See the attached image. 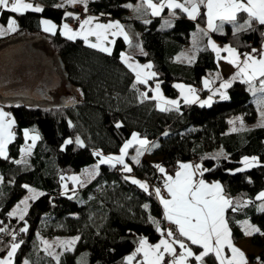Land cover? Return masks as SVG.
Wrapping results in <instances>:
<instances>
[{"label": "trees", "instance_id": "16d2710c", "mask_svg": "<svg viewBox=\"0 0 264 264\" xmlns=\"http://www.w3.org/2000/svg\"><path fill=\"white\" fill-rule=\"evenodd\" d=\"M27 1L43 11L28 10L21 14L0 8V26L6 27L10 19H15L17 33L45 34L46 40L41 36L21 40L31 39L49 55L55 53L66 75L58 90L62 100L56 92L54 101L43 103L0 97V107L11 112L15 124L7 158L0 157L3 178L0 228L6 229L0 232L4 236L0 240V258H5L11 244L20 238L13 264H25V261L28 264H128L124 258L136 248L140 235L157 233L153 220L160 227L166 221L163 205L154 191V186H164L165 174L155 166L161 165L167 174H174L179 164L191 161L200 163L202 171L209 169L201 177L207 182H220L233 206L240 205L236 211L226 210L234 243L247 236L243 231L245 219L260 229L250 240L258 250L251 260L264 264V212L258 210L264 201L256 200L264 191V127L252 125L258 112L249 86L235 81L227 89V100L217 98L210 106L181 102L178 111H161L157 100L151 99L155 80L168 98L177 99L180 95L175 87L177 82L202 88L205 78L214 79L220 74L219 59L208 46L210 34L206 30L205 8L193 20L179 9L164 8L160 16H153L145 0H89L87 6L103 20L117 19L125 27L136 26V48L128 49L126 41L119 37L109 54L90 47L82 38L69 40L61 34L64 22L75 23L88 17L81 18L75 6L61 0ZM72 11H76L75 16H65ZM44 18L58 25L55 34L43 30ZM246 19V14L241 13L237 24H243ZM214 33L225 35L228 44L241 54L255 48L258 50L255 54L259 55L264 45V26L255 22L250 30L239 32L236 25L226 22L221 31ZM140 47L144 53H138ZM123 52L141 62L151 61L156 76L147 84L137 82L136 74L122 59ZM192 57L194 60L189 62ZM65 83L79 87L81 96L70 91ZM254 86L259 89V81ZM141 93H147L149 98L144 99ZM206 93L200 91L201 95ZM237 115H243L249 125L229 131L230 117ZM24 130L40 137L26 155H22L27 143ZM132 133L157 145H150L144 152L149 157L143 154L137 164L133 159L137 147L134 145L125 157L132 168L130 173L124 172L122 165L118 170H115L117 166L100 165L92 181L83 186L71 183L65 194V180L62 182L61 176L67 179L94 166L100 159L94 155L97 151L119 155ZM77 138L83 146L75 142ZM66 140L73 142L66 144ZM247 156H256L259 164L236 171ZM131 178L146 182L148 191L133 184ZM24 185L43 191V195L32 200L25 219L19 221L9 213L26 194ZM245 201L251 202L245 204ZM25 226L28 231L20 232ZM58 235H78L79 239L57 261L45 251L41 240ZM187 243L195 254L202 251L200 246ZM140 258L138 255L137 259ZM189 261L199 263L194 257ZM203 264H218V261L210 254Z\"/></svg>", "mask_w": 264, "mask_h": 264}, {"label": "snow or ice", "instance_id": "6c2138e0", "mask_svg": "<svg viewBox=\"0 0 264 264\" xmlns=\"http://www.w3.org/2000/svg\"><path fill=\"white\" fill-rule=\"evenodd\" d=\"M69 3H83L85 5V11L87 10L88 0H68ZM148 8L151 9L153 16H160L164 8L168 9H179L183 13L187 14L190 19H196L201 14V7L206 9L204 15L206 16L207 27L212 31H221L224 24L231 23L236 25V31L250 30L252 23H258L264 26V0H183V3L177 2V0H159L158 3H153V0H145ZM63 7V5H58ZM0 8L9 9L14 13H23L31 10L34 12H42L43 9L40 6H33L31 3H25L24 0H0ZM243 13L246 14L247 19L243 24H237L238 16ZM73 13L66 12L65 16H72ZM175 15V12H172ZM78 19V17H77ZM97 18L88 16L86 19L80 21L79 28L73 30L69 24L64 23L60 29L61 34L67 37L69 40H75L77 37H81L86 44H89L92 48H98L100 51L111 54V48L106 46L105 42H109V36H123L127 41L129 40L128 34L124 31L123 25L119 21L109 22L107 24L93 23ZM43 24V30L45 32L55 34L57 25L52 21L44 19L41 21ZM148 23V21H145ZM17 30V23L15 19H10L7 27V32H15ZM5 30H0V35H4ZM207 35V33H205ZM89 37H95L96 42L92 43ZM115 41H110L114 43ZM208 46L216 53L218 59H225L231 65L236 66L237 71L230 80L223 81L219 88L215 89L206 100L201 101L196 95V89L191 86H185L183 84L175 85L176 88L180 89V96L183 98L185 104H192L199 102L201 106L211 105L213 102V96L219 94L221 100H227L229 97L226 93V89L230 88L234 80L239 79L242 83L249 86V91L254 95L257 92L264 93V48L259 50V56L254 55L258 50L253 48L250 53H239L236 48L230 45H225L223 48L219 47L214 41L209 39ZM226 52L227 56L221 57L220 53ZM241 55L244 59L241 60ZM122 59L125 64L136 74V80L139 83L147 84L148 80L156 76L155 72L145 71L151 69V63L140 65L130 63V58L122 54ZM194 57L189 59L192 62ZM216 79H220L217 74ZM259 81V89L254 86V82ZM214 80L205 78L203 85L206 89H210ZM135 87V85H133ZM155 95L151 97L153 100L160 102L158 105L161 111H172L179 110L180 103L178 100H167L160 92V84L157 83L154 89ZM144 99H148L147 93H141ZM8 116V113L0 110V157L7 158V145L14 138V133L11 131L12 124L14 121L5 122L4 117ZM261 116L264 117V112H261ZM240 119L241 125L243 121ZM234 123V122H231ZM260 127H264L262 122ZM116 127H120L117 124ZM238 129L233 127L232 131ZM164 135H167L165 133ZM24 136L30 138L32 144L23 151L30 152L36 141L40 138L38 134H29L28 130H24ZM72 140H66V144L72 143ZM78 145L83 146V142L79 138L75 141ZM136 147V156L133 157L135 162L139 164V157L148 150L150 142L146 138H141L138 133H132L129 140L125 141L123 146L120 148L119 155H108L104 156L101 152L97 151L94 153L95 156L100 157L98 163L94 166L90 175L94 176L98 174L100 165H110L116 167V165H122V170L126 173H130L132 168L125 163V157L128 155V150ZM157 145L151 144V147ZM222 154V153H221ZM17 163H26V161H16ZM244 165L243 168L237 169L236 171H244L247 168L254 167L258 160L256 157H244L242 160ZM159 172L165 174L164 188L167 190L170 198H165L161 195V189L155 188V195L159 198L160 203L163 205L164 217L175 225V230L168 229L166 233L161 230L159 222L153 220L156 224V230L161 232V239L156 244H149L146 238H140L136 249L124 259L128 264H165L166 254L171 257V260L167 264H188L190 257H194L195 261L203 264L204 258L210 254L214 255L218 264H248L245 257V253L236 247L232 242L231 230L228 226V221L225 217V212L228 208H232L236 211L240 205L233 206V201L228 199L224 194L222 185L219 182L212 184L206 183L203 179H195L197 172L203 175V171H209V169H203L201 171L200 165H192L189 163L179 164V170L173 175H168L166 170L161 165L155 166ZM61 181L65 180V177L61 176ZM73 182L83 186L82 181L78 176H72ZM129 179V177H125ZM2 182V177H0ZM133 184L138 185L145 192L148 191V184L135 178H131ZM26 189L31 193L29 197L20 201V204L16 206V209L9 213L10 216H19L20 220H24V217L28 210V200H35L43 193L37 192L35 189L30 188L28 185H24ZM65 194L67 193V184L63 185ZM73 194H75L73 190ZM71 198V197H70ZM256 200L264 201V191H261L257 196ZM251 201H245L244 203H250ZM23 205V207H21ZM145 208L148 206L145 205ZM258 210L264 212V203H262ZM151 219V218H150ZM26 223V222H25ZM5 228H0V232H5ZM27 226L20 229V232H27ZM243 231L245 235H252L260 232L258 227L248 224L247 221L243 222ZM178 233V235H177ZM190 241L192 245H199L202 251L199 254H195L191 247L185 243V239ZM79 237H75L68 241H63L65 250H71L76 240ZM15 240V236H13ZM23 243V241H21ZM45 251L51 248L46 241ZM175 245H178L182 250L177 253ZM20 244L12 243L10 250L7 252V256L0 259V264H13L12 258L16 254ZM225 247L230 250L231 255H225ZM49 255H53L52 252H48ZM138 255L141 256L137 259ZM55 259L58 261L59 256ZM259 259V257L257 258ZM25 264H28L25 261Z\"/></svg>", "mask_w": 264, "mask_h": 264}, {"label": "water", "instance_id": "95a60500", "mask_svg": "<svg viewBox=\"0 0 264 264\" xmlns=\"http://www.w3.org/2000/svg\"><path fill=\"white\" fill-rule=\"evenodd\" d=\"M64 84L55 58L31 39L0 47V97L36 103L54 101Z\"/></svg>", "mask_w": 264, "mask_h": 264}, {"label": "rangeland", "instance_id": "374dc122", "mask_svg": "<svg viewBox=\"0 0 264 264\" xmlns=\"http://www.w3.org/2000/svg\"><path fill=\"white\" fill-rule=\"evenodd\" d=\"M62 1V3H69L68 2V0H61ZM24 2L25 3H27L25 0H24ZM88 2H89V0H88ZM87 2V3H88ZM177 2H180V1H177ZM28 3H30V2H28ZM153 3H157V2H153ZM180 3H183V2H180ZM69 4H71V5H73V6H75V5H81L82 7H85V5L83 4V3H80V2H77V3H69ZM86 7H87V5H86ZM203 7V6H202ZM201 7V8H202ZM132 8L134 9V8H136V5H132ZM151 10V9H150ZM206 10V9H205ZM162 13V12H161ZM93 17H96L97 19L93 22L94 24L95 23H101V24H107V23H109V22H114V21H119V20H117V19H107V20H103L99 15H95V16H93ZM45 19V18H44ZM44 19H42V20H44ZM47 20H49V19H47ZM51 21V20H50ZM53 22V21H52ZM120 22V21H119ZM54 23V22H53ZM64 23H66V22H64ZM63 23V24H64ZM121 23V22H120ZM54 24H56V23H54ZM68 24V23H67ZM122 24V23H121ZM57 25V24H56ZM80 25V24H79ZM70 26V25H69ZM7 27H8V25L5 27V26H3V25H1L0 26V30H5V33L6 34H4V35H0V46H2V45H5V44H7V43H10V42H16V41H19V40H21V39H23L24 37H27L28 35H25V34H21V33H17L16 31L15 32H7L6 30H7ZM42 27H43V24H42ZM71 27V26H70ZM123 27H124V31L128 34V37H129V41H126L125 39H124V37L123 36H116V37H112V36H109V38H108V41L109 42H105L106 43V46H108V47H110L111 48V52H112V50H113V48H114V44H115V42L114 43H110V41H116V39L117 38H119V37H122L125 41H126V43H127V45L129 46V48L128 49H131L132 51H133V49H135L136 48V26L135 25H133V26H128V27H125L124 25H123ZM72 28V27H71ZM79 28V27H78ZM57 29H58V25H57ZM73 30H77V27L75 28V27H73L72 28ZM57 31V30H56ZM49 33V32H48ZM33 36H37V37H39V36H41L43 39H47V36L45 35V34H43V33H40V32H37V33H35V34H33V35H31V36H28V37H33ZM77 38H81V37H77ZM89 40L92 42V43H95L96 42V39H95V37H89ZM129 43H131V45L129 44ZM43 47H45V45L46 44H44V43H42L41 44ZM89 45V44H88ZM131 50H129V51H131ZM128 52V51H127ZM139 53V52H138ZM259 54V53H258ZM51 55H52V57H54L55 58V60L57 61V65H58V67H59V69H60V72L62 73V75H63V77L65 78V75H66V70H65V68H64V66H63V64H61V61H60V58L55 54V53H51ZM129 55V54H128ZM222 55V54H221ZM254 55H257V54H255L254 53ZM223 56V55H222ZM259 55H257V57H258ZM241 60H243V58H242V56H241ZM214 79L216 80V77H214ZM218 80V79H217ZM223 81H225V80H221V81H219L217 84H216V87L217 88H219V86H220V84L223 82ZM67 86V88L70 90V91H72L73 93H75L76 95H78V96H81V90H80V88L79 87H77L76 85H73V84H71V83H65ZM179 84H181V82L179 83ZM182 84H185V83H182ZM185 85H187V84H185ZM256 87H258V86H256ZM161 88V87H160ZM160 90H162V89H160ZM56 94H57V96H59V99L60 100H62L63 98H62V96L60 95V93L58 92V91H56ZM181 97V96H180ZM179 97V98H180ZM220 98V97H219ZM58 100V99H57ZM56 100V101H57ZM160 104V102H158V105ZM255 104H256V107H257V112H258V116H257V118L255 119V121L253 122V126H259L262 122H264V117H262L261 116V112H264V93H261V92H257L256 94H255ZM159 107V106H158ZM3 108V107H2ZM160 108V107H159ZM7 111V110H6ZM237 118H241L242 119V121H243V125H241V122H240V119H237ZM231 122H234V123H231ZM230 127H229V131H232V128L233 127H235V128H237V129H241V128H243L244 126H246V125H249L247 122H246V120H245V118H244V116L243 115H237V116H231L230 117ZM151 145V144H150ZM24 149H26V147H23L22 148V152H26V151H23ZM145 156H147L148 157V154H144ZM247 157H249V158H251V157H256V156H247ZM257 158V157H256ZM243 160V159H242ZM258 160V159H257ZM97 164V163H96ZM95 164V165H96ZM259 164V162L256 164V165H258ZM94 165V166H95ZM94 166H91V167H87V168H85V169H83L82 171H81V173L78 175V174H75V175H72V176H78L79 178H80V180L82 181V183H84V184H86V183H89L90 181H92L98 174H96L95 176H94V178H93V176L92 175H90L89 173H91L92 172V170H93V168H94ZM116 166H118V167H122L121 165H116ZM244 167V165H243V163L241 164V166H239L237 169H240V168H243ZM247 169H250V168H247ZM247 169H245V170H247ZM98 173H99V170H98ZM72 176H70V177H72ZM70 177H67V179H65V181H64V184L66 183L67 184V191L69 190L68 189V186H69V184H74V185H77V183H75V182H73L71 179H69ZM29 186V185H28ZM30 188H32V189H35V188H33V187H31V186H29ZM158 186H154V189L155 188H157ZM164 186H162L161 188L160 187H158V188H160V189H163V191H164V193L165 194H167V191H166V189L165 188H163ZM37 192H40V193H43V191H41V190H39V189H35ZM31 195V193L28 191V189H27V192H26V194L20 199V201L21 200H23V199H25L26 197H29ZM161 195H164V194H162L161 193ZM20 201L17 203V204H15L12 208H11V210H10V212H12L13 210H15L16 209V206L18 205V204H20ZM31 202H32V200L31 199H29L28 200V210H29V207H30V204H31ZM21 207H23V205H21ZM28 210H27V212H28ZM27 214V213H26ZM26 216V215H25ZM11 217H16L19 221H23V220H20L19 219V216L17 215V216H11ZM24 219H25V217H24ZM247 222H249L250 224H252L251 223V221H250V219H245ZM75 237H79L78 235H58V236H54V237H50V238H43L42 240H41V245H42V247L45 249V244L43 243L44 241H46L49 245H51V248H49L48 249V251L47 252H52L53 253V256L54 257H56V256H61V255H63L67 250H65V247H64V245H63V241H68V240H71V239H73V238H75ZM76 242H77V240H76ZM76 242H75V244H76ZM75 244L73 245V247L71 248V249H73L74 248V246H75ZM136 249V248H135ZM134 249V250H135ZM133 250V251H134ZM132 251V252H133ZM131 252V253H132ZM130 253V254H131ZM130 254H128V255H130ZM127 255V256H128ZM0 259H2V258H0ZM133 262H135V261H133Z\"/></svg>", "mask_w": 264, "mask_h": 264}, {"label": "crops", "instance_id": "0c3cea01", "mask_svg": "<svg viewBox=\"0 0 264 264\" xmlns=\"http://www.w3.org/2000/svg\"><path fill=\"white\" fill-rule=\"evenodd\" d=\"M27 3L29 2V1H27V0H25ZM74 4V3H73ZM151 11V10H150ZM163 12V11H162ZM72 13H73V16H75L76 15V11H72ZM162 14V13H161ZM160 14V15H161ZM91 16H95L94 14L93 15H91ZM75 19V18H74ZM86 19V18H85ZM84 20V19H83ZM80 21H82V20H78V21H76L75 20V23L73 22V23H68L72 28L73 27H77V29H78V27H79V24H80ZM63 25V24H62ZM62 25H61V28H62ZM206 30L209 32V34H210V39L212 40V41H214L219 47H221V48H223L225 45H229L228 44V42H227V39H226V36L225 35H221V34H216V33H214V31H212V30H209L208 29V27H207V24H206ZM127 41H129V40H127ZM2 46H4V45H2ZM2 46H0V47H2ZM211 48V47H210ZM262 48H264V45L262 46ZM261 48V49H262ZM138 52H141V53H144V50H143V48L141 49V47H140V49L138 50ZM124 56H127V57H129L130 58V60H129V62L130 63H133V64H140V65H145V64H149V63H151V65H152V68L151 69H146L145 71H150V72H154V69H153V64H152V62L151 61H145V62H141V61H139L138 59H136V58H134V56L133 55H128V53L127 52H123L122 53ZM122 54H121V56H122ZM223 55V56H227V53L226 52H221L220 53V55ZM221 55V57H223ZM242 56V58L244 59V57H243V55H241ZM180 57V56H179ZM219 64H220V74H219V77H220V79H212V78H208L209 80H214V83H212V85H211V88L210 89H206L205 87H204V85H203V87L202 88H200V87H196V86H192V85H185V84H183V85H185V86H191L192 88H194V89H196V95L199 97V99L201 100V101H203V100H206L210 95H212V92L215 90V89H217V87H216V84L219 82V81H221V80H230L232 77H233V75L236 73V71H237V68H236V66H234V65H231L230 63H228V61L227 60H225V59H219ZM214 77H216V75L214 76ZM149 81V80H148ZM235 81H240L239 79H237V80H234L233 82H235ZM232 82V83H233ZM157 83H159L157 80H155L154 81V84L152 85V96L153 95H155V92H154V89H155V86H156V84ZM180 82H177V84H179ZM160 84V83H159ZM176 84V85H177ZM181 84H182V82H181ZM160 87H161V85H160ZM160 89H162V87L160 88ZM201 89L202 90H206L207 91V93L205 94V95H201L200 94V91H201ZM179 90V92H180V89H178ZM226 91V93H227V89L225 90ZM160 92H161V94H162V96L165 98V99H167V100H178L179 101V103H181V102H183V98L182 97H180V95H179V97L177 98V99H171V98H168L165 94H164V92H163V90H160ZM228 95V94H227ZM217 98H219V94H217V95H215V96H213V100H215V99H217ZM157 102H159V101H157ZM198 104H200L199 102H197ZM194 104H196V103H194ZM0 110H2L3 112H5V113H8V116H6V117H4V120H5V122H7V121H14V118H13V115L11 114V112H9V111H6L4 108H2V107H0ZM14 126H15V124L13 123L12 124V127H11V131L14 133ZM29 134L30 135H32V133H30L29 132ZM33 134H35V133H33ZM14 139V138H13ZM13 139L11 140V141H13ZM27 139V143H26V145L24 146V147H26V149L29 147V145H31L32 144V141H31V139L30 138H26ZM39 140V139H38ZM37 140V141H38ZM148 140V139H147ZM10 141V142H11ZM36 141V142H37ZM149 141V140H148ZM10 142L8 143V145L10 144ZM8 145H7V154H8ZM34 147V146H33ZM33 147H31V149L33 148ZM29 152H22V155H26V154H28ZM104 156H108V155H104ZM149 157V156H148ZM126 161V160H125ZM126 163V162H125ZM185 163H189V164H192V165H200L201 166V164L200 163H198V162H185ZM201 171H202V169H200ZM175 174V173H174ZM174 174H168V175H173L174 176ZM0 177H2L1 175H0ZM164 178H165V176H164ZM195 179H197V180H199V179H203L202 177H201V175H200V172L198 171L197 172V174H196V177H195ZM2 180H3V178H2ZM204 180V179H203ZM205 181V180H204ZM206 183H208V184H212V183H214V182H207V181H205ZM215 182H218V181H215ZM1 183V182H0ZM220 183V182H219ZM221 184V183H220ZM222 185V184H221ZM222 187H223V185H222ZM164 188V187H163ZM223 190H224V187H223ZM167 191V190H166ZM223 194L228 198V196L225 194V191L223 192ZM165 198H170L169 196H168V193L167 194H165V195H163ZM229 199V198H228ZM225 217H226V212H225ZM164 220H166L165 219V217H164ZM248 224H250V223H248ZM250 225H254V224H250ZM255 226V225H254ZM256 227V226H255ZM161 228V227H160ZM162 230V229H161ZM253 235V234H252ZM252 235H250V236H246V238L245 239H243V240H241V241H238V242H236V243H234L233 241V244L236 246V247H238L239 249H241L244 253H245V257H246V259H247V261H248V264H256V263H253L252 262V260H251V256H252V254H254V255H257L258 254V250H255L256 248H254L253 247V245L251 244V238H252ZM146 238L147 239V241H148V243L149 244H156V243H158L159 242V240L162 238L161 237V232H158L157 231V233L156 234H154L153 236L151 235V234H147V233H145V232H143L142 233V235H140V238ZM139 238V239H140ZM183 239H185L186 240V238H183ZM139 242V241H138ZM185 243L189 246V247H191L188 243H187V241H185ZM137 246H138V243H137ZM136 246V247H137ZM199 246V245H198ZM175 247H176V250H177V253H179L180 251H182L180 248H179V246L178 245H175ZM192 248V247H191ZM192 250H193V248H192ZM225 255L226 256H230L231 255V253H230V250L227 248V247H225ZM193 252H194V250H193ZM195 253V252H194ZM141 257V256H140ZM191 258V257H190ZM169 260H171V257L170 256H168L167 254H166V256H165V264H167V262L169 261ZM198 262V261H197ZM188 264H191L190 263V261L188 260ZM198 264H200V262L198 263Z\"/></svg>", "mask_w": 264, "mask_h": 264}, {"label": "built area", "instance_id": "2783aa9c", "mask_svg": "<svg viewBox=\"0 0 264 264\" xmlns=\"http://www.w3.org/2000/svg\"><path fill=\"white\" fill-rule=\"evenodd\" d=\"M75 9L76 11L80 14L81 18H85L87 16H90L93 14V9L92 8H89L87 6V10L85 11V7H82L81 5H75ZM201 92H203V90L201 89ZM118 166L115 170H118ZM158 188V187H157ZM161 193L165 195L163 189H161ZM175 225H173L170 221L166 220L164 225L161 227V229L166 233V231L168 229H173L175 230ZM3 234L0 233V240H3ZM15 243L19 244L20 243V238H17Z\"/></svg>", "mask_w": 264, "mask_h": 264}, {"label": "bare ground", "instance_id": "6f19581e", "mask_svg": "<svg viewBox=\"0 0 264 264\" xmlns=\"http://www.w3.org/2000/svg\"><path fill=\"white\" fill-rule=\"evenodd\" d=\"M55 63H56V65H57V61L55 60Z\"/></svg>", "mask_w": 264, "mask_h": 264}]
</instances>
